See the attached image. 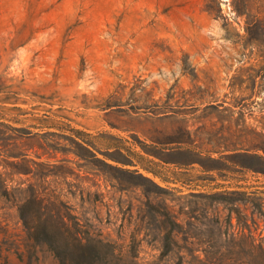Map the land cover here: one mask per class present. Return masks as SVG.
Listing matches in <instances>:
<instances>
[{"label": "rangeland", "instance_id": "374dc122", "mask_svg": "<svg viewBox=\"0 0 264 264\" xmlns=\"http://www.w3.org/2000/svg\"><path fill=\"white\" fill-rule=\"evenodd\" d=\"M0 153L139 264L264 250V0H0ZM29 251L0 196V264Z\"/></svg>", "mask_w": 264, "mask_h": 264}, {"label": "trees", "instance_id": "16d2710c", "mask_svg": "<svg viewBox=\"0 0 264 264\" xmlns=\"http://www.w3.org/2000/svg\"><path fill=\"white\" fill-rule=\"evenodd\" d=\"M86 145L83 149L94 156ZM111 159L120 162L114 158ZM105 164L122 172L127 171L118 166ZM23 169V173L31 172L28 167ZM7 175L8 173L0 171V196L7 201L14 202L16 206L18 219L25 232L26 246L30 249L28 258L35 251H39L48 253L56 261V264H139L135 254L123 256L120 253H114L112 243L102 241L97 237L96 239L93 238L86 228V224L79 223L78 218L69 213L70 207L61 201H56L55 196L51 198V194L45 192L43 188L39 189V184L29 183L24 188L19 186L8 187ZM137 176L158 188L149 179L140 174H137ZM43 178V174L38 175L39 181H42ZM19 192H24V194H18ZM15 193L17 195H14ZM148 193L155 194L152 190ZM223 199L227 200L226 203L230 205L234 203V201L225 197ZM168 223V228L163 230L160 252L157 256V260H162L163 262L168 257L166 253L171 245L176 243L178 233L176 228L179 227L174 215L168 217ZM236 225L239 227L238 231L241 232L239 236H242V230L245 226L243 223L238 222L237 216ZM181 241L184 245L193 244L191 241L187 243V238H182ZM230 245L237 248L242 247L240 242L236 240L230 241ZM250 248L251 251L249 252L237 251L220 255L203 254L202 257L198 254L194 255L193 250H189V258L185 260V263L257 264L258 260H263L264 262V250L261 248V244H254L253 239H251ZM183 260V256L176 254V260L173 264H181Z\"/></svg>", "mask_w": 264, "mask_h": 264}]
</instances>
